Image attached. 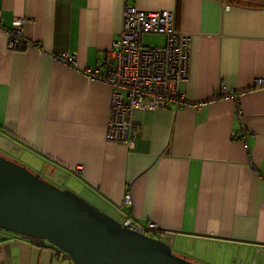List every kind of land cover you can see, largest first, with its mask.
Returning <instances> with one entry per match:
<instances>
[{"label": "crops", "instance_id": "obj_1", "mask_svg": "<svg viewBox=\"0 0 264 264\" xmlns=\"http://www.w3.org/2000/svg\"><path fill=\"white\" fill-rule=\"evenodd\" d=\"M126 1L171 11L191 35L181 90L201 103L135 111L132 150L105 139L110 88L85 77L107 75ZM15 17L26 44L9 49ZM0 154L120 224L154 223L150 236L193 262L264 264V0H0ZM19 249L73 264L38 242Z\"/></svg>", "mask_w": 264, "mask_h": 264}, {"label": "water", "instance_id": "obj_2", "mask_svg": "<svg viewBox=\"0 0 264 264\" xmlns=\"http://www.w3.org/2000/svg\"><path fill=\"white\" fill-rule=\"evenodd\" d=\"M0 230L46 241L73 264H198L1 154Z\"/></svg>", "mask_w": 264, "mask_h": 264}, {"label": "built area", "instance_id": "obj_3", "mask_svg": "<svg viewBox=\"0 0 264 264\" xmlns=\"http://www.w3.org/2000/svg\"><path fill=\"white\" fill-rule=\"evenodd\" d=\"M24 22V18L15 17L11 28L5 30L9 49L26 44L23 37ZM146 34L163 35L164 45L144 46L142 37ZM190 50L191 35L175 29L171 11H144L126 1L120 30L105 59L107 75H100V65L85 73L88 80L102 82L110 88L105 127L107 141L123 144L129 150L134 148L139 132L133 122V114L137 110H156L169 106L200 107L201 103L189 104L181 90V85L187 83L189 78ZM54 57L65 62L75 58L74 54L67 53ZM255 84L259 86L261 81L257 80ZM131 203V197L126 193L121 207L129 208ZM122 225L149 236L156 228L152 222L137 225L128 215Z\"/></svg>", "mask_w": 264, "mask_h": 264}, {"label": "rangeland", "instance_id": "obj_4", "mask_svg": "<svg viewBox=\"0 0 264 264\" xmlns=\"http://www.w3.org/2000/svg\"><path fill=\"white\" fill-rule=\"evenodd\" d=\"M157 36L158 35H155V34L143 35V37H142L143 45L144 46H153L155 43H158V41L160 39ZM159 36H161V34H159ZM1 155H4V154H1ZM15 156H17V155H15ZM4 157H6V156H4ZM18 159H19L18 163H20V164L26 166L28 169L34 171L33 168L35 169V167L28 166L27 163L25 162L24 158L18 157ZM14 160L16 161V158H14ZM44 176H42L44 179L46 178V179L56 183L58 186H62V188L66 187L67 189H69L75 193V191H73L68 186V184L64 183V184L60 185V184H58V182L53 177L49 178V177H44ZM75 194L79 198H82L83 200L88 202L83 197V195H81L80 193H78V194L75 193ZM89 204L92 205L91 202ZM92 206H94V205H92ZM95 208L97 209V207H95ZM1 236H3V237H1ZM33 240L38 242L39 244H40V242H42L43 243L42 246H44V244L46 242V241L44 242L42 240H35V239L27 238V237H22V236H19L17 234H14V233H11V232H8L5 230H1L0 231V264H36V262H37V264H43L44 257H45V263H46L47 253L45 252L44 254H42L43 250L37 256L36 262H34V255L33 254H28L29 252L26 250L20 251V249H19L20 244L21 245H23V244L29 245V243L33 242ZM172 253L176 254V251L172 250Z\"/></svg>", "mask_w": 264, "mask_h": 264}, {"label": "flooded vegetation", "instance_id": "obj_5", "mask_svg": "<svg viewBox=\"0 0 264 264\" xmlns=\"http://www.w3.org/2000/svg\"><path fill=\"white\" fill-rule=\"evenodd\" d=\"M1 231V230H0ZM1 237H3V236H1ZM33 242H36V241H34L33 240ZM45 242V241H44ZM40 244L42 245L43 243L42 242H40ZM45 246H48L49 248L51 247L52 248V246H50L49 244H47L46 242H45V244H44Z\"/></svg>", "mask_w": 264, "mask_h": 264}]
</instances>
